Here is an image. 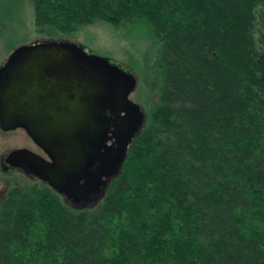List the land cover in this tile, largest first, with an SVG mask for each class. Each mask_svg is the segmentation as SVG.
Instances as JSON below:
<instances>
[{
    "label": "trees",
    "instance_id": "1",
    "mask_svg": "<svg viewBox=\"0 0 264 264\" xmlns=\"http://www.w3.org/2000/svg\"><path fill=\"white\" fill-rule=\"evenodd\" d=\"M30 2L39 34L139 33L146 120L96 203L8 189L0 264H264V0Z\"/></svg>",
    "mask_w": 264,
    "mask_h": 264
},
{
    "label": "water",
    "instance_id": "2",
    "mask_svg": "<svg viewBox=\"0 0 264 264\" xmlns=\"http://www.w3.org/2000/svg\"><path fill=\"white\" fill-rule=\"evenodd\" d=\"M135 87L129 70L69 40L17 46L0 65V131L23 129L49 161L19 147L5 162L76 207L96 203L146 120Z\"/></svg>",
    "mask_w": 264,
    "mask_h": 264
},
{
    "label": "rangeland",
    "instance_id": "3",
    "mask_svg": "<svg viewBox=\"0 0 264 264\" xmlns=\"http://www.w3.org/2000/svg\"><path fill=\"white\" fill-rule=\"evenodd\" d=\"M138 34L135 35L138 36ZM137 36L135 37L137 38ZM254 36L258 48L262 49L264 46L263 6L256 9ZM136 38L129 39V36H124L119 30L113 29L103 22H94L83 26L69 36L39 34L34 23L30 0H0V65L14 48L22 44L51 39L69 40L84 46L97 55L108 57L111 61L133 73L136 78V87L130 93L129 98L138 103L146 112L147 96L143 76L131 61L139 58V48H142L141 44L135 41ZM25 146H32V141L23 129L0 131V162L12 149ZM30 182L40 181L26 177L17 169L5 171L0 164V203L12 186L26 185Z\"/></svg>",
    "mask_w": 264,
    "mask_h": 264
},
{
    "label": "flooded vegetation",
    "instance_id": "4",
    "mask_svg": "<svg viewBox=\"0 0 264 264\" xmlns=\"http://www.w3.org/2000/svg\"><path fill=\"white\" fill-rule=\"evenodd\" d=\"M30 139V138H29ZM31 140V139H30ZM32 141V140H31ZM23 148H26L28 150H30L31 152L39 155L40 157H42L43 159L49 161V157L45 154V152L39 148L33 141H32V146H28V147H23ZM9 153V152H8ZM7 153V154H8ZM6 154V156H7ZM6 156L3 158V160L0 162L1 164V167L3 168V170L7 171V170H10V169H17L18 171H20L22 174H24L26 177L28 178H33L34 180L36 181H40L39 179H37V177H35L34 175H32L31 173H29L27 170L28 169H22L20 167H11L8 165V163L5 162V158ZM42 182V181H40Z\"/></svg>",
    "mask_w": 264,
    "mask_h": 264
}]
</instances>
